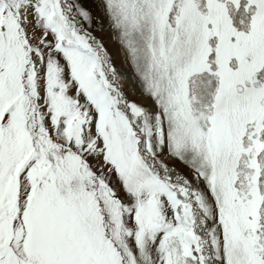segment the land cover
I'll list each match as a JSON object with an SVG mask.
<instances>
[{"label":"snow or ice","instance_id":"6c2138e0","mask_svg":"<svg viewBox=\"0 0 264 264\" xmlns=\"http://www.w3.org/2000/svg\"><path fill=\"white\" fill-rule=\"evenodd\" d=\"M0 264H264V0H0Z\"/></svg>","mask_w":264,"mask_h":264}]
</instances>
